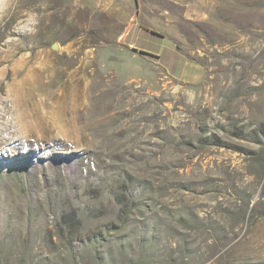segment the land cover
<instances>
[{"label":"rangeland","instance_id":"obj_1","mask_svg":"<svg viewBox=\"0 0 264 264\" xmlns=\"http://www.w3.org/2000/svg\"><path fill=\"white\" fill-rule=\"evenodd\" d=\"M142 2L198 82L93 0H0V264H264V0Z\"/></svg>","mask_w":264,"mask_h":264},{"label":"crops","instance_id":"obj_2","mask_svg":"<svg viewBox=\"0 0 264 264\" xmlns=\"http://www.w3.org/2000/svg\"><path fill=\"white\" fill-rule=\"evenodd\" d=\"M96 2V13L99 17L116 20L124 24L125 29L120 34L124 44L139 52L154 57L160 66L175 79L186 83L198 82L201 68L187 59V56L177 47L174 39L178 38L179 13L164 9L162 21L154 19L152 26L142 24L143 10L158 11L156 3L144 4L142 0H93ZM181 5L187 0H168ZM148 22L151 21L147 18ZM155 32L162 37L152 35Z\"/></svg>","mask_w":264,"mask_h":264},{"label":"trees","instance_id":"obj_3","mask_svg":"<svg viewBox=\"0 0 264 264\" xmlns=\"http://www.w3.org/2000/svg\"><path fill=\"white\" fill-rule=\"evenodd\" d=\"M152 33V35H154V36H157V37H162L161 35H159V34H157V33H155V32H151ZM75 248H78L79 246H80V244L79 243H74V245H73Z\"/></svg>","mask_w":264,"mask_h":264},{"label":"bare ground","instance_id":"obj_4","mask_svg":"<svg viewBox=\"0 0 264 264\" xmlns=\"http://www.w3.org/2000/svg\"><path fill=\"white\" fill-rule=\"evenodd\" d=\"M3 126L2 125H0V132L1 131H3ZM5 147V146H4ZM3 147V145H2V142L0 141V151H4V150H6L5 148Z\"/></svg>","mask_w":264,"mask_h":264}]
</instances>
